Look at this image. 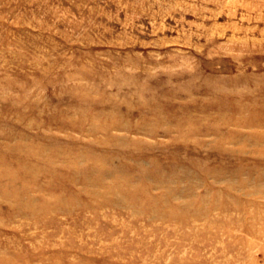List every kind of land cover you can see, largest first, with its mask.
Masks as SVG:
<instances>
[{
	"label": "rangeland",
	"instance_id": "374dc122",
	"mask_svg": "<svg viewBox=\"0 0 264 264\" xmlns=\"http://www.w3.org/2000/svg\"><path fill=\"white\" fill-rule=\"evenodd\" d=\"M0 264H264V0H0Z\"/></svg>",
	"mask_w": 264,
	"mask_h": 264
}]
</instances>
